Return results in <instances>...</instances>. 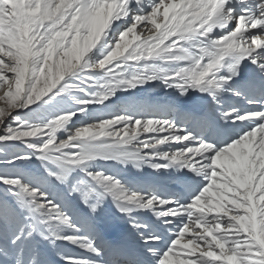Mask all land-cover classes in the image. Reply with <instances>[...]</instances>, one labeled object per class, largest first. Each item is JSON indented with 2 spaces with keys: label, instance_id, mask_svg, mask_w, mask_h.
<instances>
[{
  "label": "snow or ice",
  "instance_id": "snow-or-ice-1",
  "mask_svg": "<svg viewBox=\"0 0 264 264\" xmlns=\"http://www.w3.org/2000/svg\"><path fill=\"white\" fill-rule=\"evenodd\" d=\"M0 264H264V0H0Z\"/></svg>",
  "mask_w": 264,
  "mask_h": 264
},
{
  "label": "rangeland",
  "instance_id": "rangeland-1",
  "mask_svg": "<svg viewBox=\"0 0 264 264\" xmlns=\"http://www.w3.org/2000/svg\"><path fill=\"white\" fill-rule=\"evenodd\" d=\"M148 34H150V33H147V32L144 33L145 36ZM67 250L72 252L73 254H76V255H82L83 254L78 249L72 248V246H68Z\"/></svg>",
  "mask_w": 264,
  "mask_h": 264
},
{
  "label": "bare ground",
  "instance_id": "bare-ground-1",
  "mask_svg": "<svg viewBox=\"0 0 264 264\" xmlns=\"http://www.w3.org/2000/svg\"><path fill=\"white\" fill-rule=\"evenodd\" d=\"M149 35V34H148ZM147 36V35H146Z\"/></svg>",
  "mask_w": 264,
  "mask_h": 264
}]
</instances>
